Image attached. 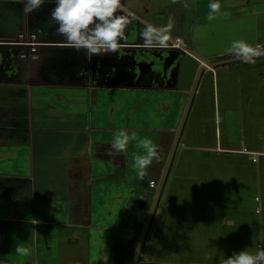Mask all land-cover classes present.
I'll list each match as a JSON object with an SVG mask.
<instances>
[{"label":"crops","instance_id":"obj_1","mask_svg":"<svg viewBox=\"0 0 264 264\" xmlns=\"http://www.w3.org/2000/svg\"><path fill=\"white\" fill-rule=\"evenodd\" d=\"M212 2L122 0L170 38L187 32L189 52L147 46L131 15L121 47L88 58L55 31L53 2L0 0V264H108L131 241L134 260L152 210L144 264L264 247V59L229 51L264 46V0ZM145 138L157 155L141 170Z\"/></svg>","mask_w":264,"mask_h":264},{"label":"clouds","instance_id":"obj_2","mask_svg":"<svg viewBox=\"0 0 264 264\" xmlns=\"http://www.w3.org/2000/svg\"><path fill=\"white\" fill-rule=\"evenodd\" d=\"M53 2L50 17L55 22V31L64 36L66 41L76 49H84L88 58L101 53L115 52L121 47L125 36V28L131 22V13L123 14L122 0H23L24 12L29 13L38 9L42 4ZM213 11L220 8L219 0L210 4ZM148 25L143 31L144 43L149 47L165 46L169 37L166 29ZM235 50L246 62H253L252 57L261 53L260 49L252 47L243 40L234 41L229 51ZM127 135L124 134L114 141V147L123 150L126 146ZM147 150L146 155H138L136 165L143 170L156 156L155 146L145 138L142 141ZM220 264H264V247L249 251L247 247L233 251L224 257Z\"/></svg>","mask_w":264,"mask_h":264},{"label":"trees","instance_id":"obj_3","mask_svg":"<svg viewBox=\"0 0 264 264\" xmlns=\"http://www.w3.org/2000/svg\"><path fill=\"white\" fill-rule=\"evenodd\" d=\"M261 56L259 57V59H264V46L263 49H261ZM236 56H240L237 54H234ZM231 55L230 57L234 56ZM241 57V56H240ZM115 250L112 252V257L111 260L108 264H131V262H133V257L135 254V250H136V244H134L133 241H131L130 243L126 244V245H116ZM142 249V248H141ZM138 262L140 261V253L138 255ZM153 264H158V263H153Z\"/></svg>","mask_w":264,"mask_h":264},{"label":"built area","instance_id":"obj_4","mask_svg":"<svg viewBox=\"0 0 264 264\" xmlns=\"http://www.w3.org/2000/svg\"><path fill=\"white\" fill-rule=\"evenodd\" d=\"M174 40H175V42L173 44H175L176 46H173V47L182 48V49L186 47L180 38H175ZM13 43L14 44H22V45L27 46V50L21 55V57H23V58L32 57L33 58V57L37 56V46L39 45V43L35 39V36L31 35L29 37V40H26L25 33H18L17 34V40H15V42H13ZM251 157L254 161L256 160V156L252 155Z\"/></svg>","mask_w":264,"mask_h":264},{"label":"rangeland","instance_id":"obj_5","mask_svg":"<svg viewBox=\"0 0 264 264\" xmlns=\"http://www.w3.org/2000/svg\"><path fill=\"white\" fill-rule=\"evenodd\" d=\"M173 22H174V19H171ZM170 20V21H171ZM125 30H127L128 32H130V34H131V32H135V30L133 29V25H132V23H130V24H128L127 25V27L125 28ZM182 31H183V29H182ZM184 32H186V29H184ZM132 35V34H131ZM175 37H180L181 38V40H182V42L187 46L188 44H189V34L186 32V33H184V34H181V35H179V36H177V35H174ZM165 46H171V44H169L168 42L166 43V45ZM257 49H263V47H259V48H257ZM154 181L155 180H153V179H151V180H148V190L146 191V205H144V208H145V210L146 211H148V208H149V205H150V202L152 201V198H153V191H151V189L154 187ZM153 184V185H152ZM143 222H141L140 223V226L137 228V230H138V232H137V235L138 236H141V231H142V229H143ZM141 259V258H140ZM154 262L152 261V262H148L147 264H153Z\"/></svg>","mask_w":264,"mask_h":264},{"label":"water","instance_id":"obj_6","mask_svg":"<svg viewBox=\"0 0 264 264\" xmlns=\"http://www.w3.org/2000/svg\"><path fill=\"white\" fill-rule=\"evenodd\" d=\"M122 10H124L126 13H131L132 16H134V17H135L138 21H140L142 24H144V25H146V26L151 25V24L148 23L147 21H145V20L139 18L138 16H135L134 13L130 12V11H129L128 9H126L125 7H124ZM168 40H169L171 43H174V42H175V40H174L173 38H170V37H169ZM183 49H184L186 52H189L187 48H183ZM261 54H262V53H260V55H261ZM224 63H225V62H215V63H207V62H206L205 65H207V66H209V67H215V66H219V65L224 64ZM152 215H153V210H152V212H151V215H150L149 221H148V223H147V226H146L145 229H144V232H143V234H142L141 240H140V242H139V247H138V250H137V254H136V256H135V258H134V260H133V264H144L143 262H140V261L138 262L137 260H138V255H139V253H140V251H141V248H142L143 245H144V242H145V239H146V236H147L148 230H149L150 220H151Z\"/></svg>","mask_w":264,"mask_h":264},{"label":"bare ground","instance_id":"obj_7","mask_svg":"<svg viewBox=\"0 0 264 264\" xmlns=\"http://www.w3.org/2000/svg\"><path fill=\"white\" fill-rule=\"evenodd\" d=\"M172 45H175V44L172 43Z\"/></svg>","mask_w":264,"mask_h":264}]
</instances>
